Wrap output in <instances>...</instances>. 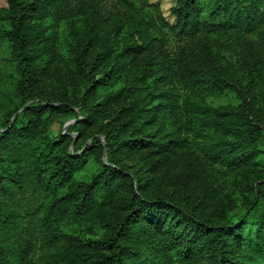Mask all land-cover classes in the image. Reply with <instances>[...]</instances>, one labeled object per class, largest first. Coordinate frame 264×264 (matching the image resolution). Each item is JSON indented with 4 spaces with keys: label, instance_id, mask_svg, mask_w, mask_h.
Listing matches in <instances>:
<instances>
[{
    "label": "trees",
    "instance_id": "obj_1",
    "mask_svg": "<svg viewBox=\"0 0 264 264\" xmlns=\"http://www.w3.org/2000/svg\"><path fill=\"white\" fill-rule=\"evenodd\" d=\"M2 8L0 39L9 48L13 79L9 94L0 93V264H264L258 162L264 111L255 106L251 83L232 68L225 77L207 53L197 52L183 67L191 90H229L238 101L220 108L191 96L184 102L188 120L212 118L210 146L242 186L238 213L223 189H196L198 169L186 139L167 126L164 102L139 122L140 90L174 88L181 79L163 38L114 42L123 32L139 33L156 6L147 0H3ZM171 14L175 24H161L193 41L263 25L264 0H177ZM46 20L51 28L67 26L66 63L56 55L54 37L46 36ZM125 67L134 75L113 89ZM47 83L55 87L49 93ZM54 114L81 115L72 125L73 143L68 132L49 130ZM79 139L91 141L82 149ZM83 227L94 234L77 231Z\"/></svg>",
    "mask_w": 264,
    "mask_h": 264
},
{
    "label": "rangeland",
    "instance_id": "obj_2",
    "mask_svg": "<svg viewBox=\"0 0 264 264\" xmlns=\"http://www.w3.org/2000/svg\"><path fill=\"white\" fill-rule=\"evenodd\" d=\"M149 4L156 6V10L147 11L145 16V24L138 29L134 36L123 32L115 36V45L129 42L131 39L141 41L152 38H163L165 45L168 47L169 55L173 62L176 76L181 79V82H176L174 88L167 83L160 84L157 88L145 87L139 92L137 99V107L143 111L140 116L141 122L150 116L152 113L149 109L157 105L161 101L165 104L167 116L165 122L170 129L177 130L180 136L187 141L191 158L197 167L196 189H202L208 186L209 189H223L229 194V197L234 205L235 211L240 213L241 191L242 189L239 178L236 175L227 160L217 154L214 147L210 146L211 141L207 139L208 135L213 133V129L208 125L212 120L210 115L193 114V117L187 118L185 112V99L189 96L195 99H201L211 108H220L225 106H236L238 101L229 90H217L208 87H200L197 85L196 90L190 85V74L183 68L189 65V62L194 59L197 52L210 54L214 58L215 66L221 65L225 77H229L227 73L232 68L236 71L243 83H251L254 96L255 106L264 111V24L256 26L251 30H221L218 32L203 34L198 36L193 41L180 40L173 35V32L161 24L162 20L169 26L175 24V20L171 14V8L176 4L177 0H147ZM205 0H199L200 5H204ZM3 0H0V15L2 14ZM50 20H46L45 24L49 26L46 36L54 37L55 48L58 51L56 55L62 60L61 63H66L68 54L67 42L69 40L68 29L64 24H59L57 27L51 28ZM113 28L111 24L105 26L106 31ZM9 57V48L5 41L0 39V69L3 70V80L0 84V93L4 96L9 94L11 89V73L7 64ZM214 66V65H213ZM135 71L130 67H125L120 70L111 81L113 89H120L127 85L130 77ZM202 75L201 70L197 76ZM59 87L61 84H56ZM54 87V86H53ZM49 83L46 84L48 93L55 89ZM175 89V91H174ZM149 99L151 100L149 102ZM27 106V105H25ZM21 110V109H20ZM18 111V113L20 112ZM76 112L77 110L74 109ZM1 116V114H0ZM190 117V116H189ZM81 119V115L77 114V118L69 114H54L48 119L49 130L53 135L57 133H67L73 139L77 137L76 130L72 125L76 120ZM261 119V127L264 132V120ZM3 120L0 119V124ZM137 122V123H139ZM156 119L150 120L147 125L150 128L155 127ZM65 125H67L65 127ZM101 139V138H100ZM91 139H87L83 144V140L79 139L78 145L82 149L89 145ZM72 150V145L70 146ZM102 161L106 163V156L103 154ZM132 160H127V164L133 165ZM259 165L264 169V156L259 160ZM95 163L92 162L88 172L95 169ZM135 168H131L134 171ZM75 227V225H72ZM83 229V230H82ZM77 228V231L85 235L94 234V229L83 227Z\"/></svg>",
    "mask_w": 264,
    "mask_h": 264
},
{
    "label": "water",
    "instance_id": "obj_3",
    "mask_svg": "<svg viewBox=\"0 0 264 264\" xmlns=\"http://www.w3.org/2000/svg\"><path fill=\"white\" fill-rule=\"evenodd\" d=\"M67 125H65V127H66Z\"/></svg>",
    "mask_w": 264,
    "mask_h": 264
}]
</instances>
